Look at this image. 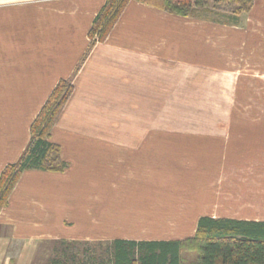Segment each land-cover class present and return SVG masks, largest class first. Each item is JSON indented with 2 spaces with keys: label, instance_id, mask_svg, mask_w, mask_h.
Returning a JSON list of instances; mask_svg holds the SVG:
<instances>
[{
  "label": "crops",
  "instance_id": "0c3cea01",
  "mask_svg": "<svg viewBox=\"0 0 264 264\" xmlns=\"http://www.w3.org/2000/svg\"><path fill=\"white\" fill-rule=\"evenodd\" d=\"M105 2L0 0V173L20 159L57 83L74 86L51 133L69 167L21 176L0 213V264H31L51 240L87 242L92 253L123 242L119 250L139 262L150 243L193 237L204 216L264 222V0H253L241 26L132 0L89 51ZM176 64L190 84L200 79L208 121L186 142V234L147 236L162 227L153 216L170 213L146 191L163 145L145 141L146 126L131 118L161 100L163 67Z\"/></svg>",
  "mask_w": 264,
  "mask_h": 264
},
{
  "label": "trees",
  "instance_id": "16d2710c",
  "mask_svg": "<svg viewBox=\"0 0 264 264\" xmlns=\"http://www.w3.org/2000/svg\"><path fill=\"white\" fill-rule=\"evenodd\" d=\"M132 0H106L96 15L89 33V51L107 40L123 11ZM171 14L201 18L203 0H134ZM231 5L234 16L248 14L253 0H224ZM235 18V17H234ZM215 21V20H214ZM219 22V21H216ZM225 24H241L236 21ZM74 91L71 80H60L30 127V141L20 159L8 164L0 173V213L8 206L13 190L28 170L64 172L69 164L61 156L60 145L51 141L53 127ZM47 264H264V222L228 218L201 217L195 235L186 240L150 243L149 256L140 261L130 258L113 245L115 251L104 255L90 251L87 242L55 240ZM137 245L135 242H128ZM146 243H141L145 245ZM84 247V249H80ZM82 250V251H81ZM156 251H159L157 253ZM83 255L84 259H80Z\"/></svg>",
  "mask_w": 264,
  "mask_h": 264
},
{
  "label": "rangeland",
  "instance_id": "374dc122",
  "mask_svg": "<svg viewBox=\"0 0 264 264\" xmlns=\"http://www.w3.org/2000/svg\"><path fill=\"white\" fill-rule=\"evenodd\" d=\"M199 11L201 15L199 20H215L221 23L236 21L241 25H244L248 15L234 16L231 5L224 0H203V7ZM175 68L165 70L166 68L163 67L161 100L147 103L144 118H131V125L146 126L145 141H156L163 145L161 173L152 179L147 177L146 191L158 194L161 207L167 209L177 221L173 222L171 218L169 221V214L154 215L153 217L157 216L162 227L159 230L152 229L146 232L154 231L159 233L158 236L169 238H179L186 234V231L180 228L187 225H184L185 222L187 223L186 214L181 212L185 209L186 160L188 159L186 142L196 140L202 125L208 121V118L203 117L205 103L202 101L200 79L195 77L194 84H190L189 71L179 64H176ZM130 137L136 140L133 133H130ZM142 137L143 135H140V140ZM169 169H171L170 172H168ZM54 247V243L44 241L39 246L31 264H47L49 254ZM91 248L94 250L96 247ZM80 249L83 250L84 247ZM95 251L104 255L101 247ZM79 258L84 259L83 255Z\"/></svg>",
  "mask_w": 264,
  "mask_h": 264
}]
</instances>
